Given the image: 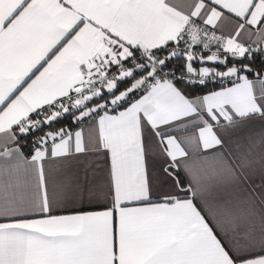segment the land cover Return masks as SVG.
<instances>
[{
  "label": "snow or ice",
  "instance_id": "obj_1",
  "mask_svg": "<svg viewBox=\"0 0 264 264\" xmlns=\"http://www.w3.org/2000/svg\"><path fill=\"white\" fill-rule=\"evenodd\" d=\"M0 264H264V0H0Z\"/></svg>",
  "mask_w": 264,
  "mask_h": 264
},
{
  "label": "crops",
  "instance_id": "obj_2",
  "mask_svg": "<svg viewBox=\"0 0 264 264\" xmlns=\"http://www.w3.org/2000/svg\"><path fill=\"white\" fill-rule=\"evenodd\" d=\"M184 2H188V0H184ZM233 30H234V26H233V24L231 22H224V24H223V31H224L225 34H229ZM241 39L243 40L244 43H249V41L247 40V38L245 36H243V34H242ZM201 94H203V93H201ZM194 131H195V129H191L186 134L191 135V134L194 133ZM102 178H103V173L98 170L97 179H102Z\"/></svg>",
  "mask_w": 264,
  "mask_h": 264
},
{
  "label": "trees",
  "instance_id": "obj_3",
  "mask_svg": "<svg viewBox=\"0 0 264 264\" xmlns=\"http://www.w3.org/2000/svg\"><path fill=\"white\" fill-rule=\"evenodd\" d=\"M260 61H261V58H260V57H257V62H256L255 64L252 65L253 68H259V67H260ZM247 62H248V61H245V63H247ZM249 76H250V78L252 77L251 74H249ZM212 87H213L212 85H209V87H208V88H205V89H199V88H197V89H195V90L193 91L192 94H201V93L207 92V91H209ZM69 122H70V120H69V121H64V123H69ZM22 143H23V142H22ZM28 143L30 144V141H29ZM24 152H25V155L28 156V155L31 153V147H26V148L24 149Z\"/></svg>",
  "mask_w": 264,
  "mask_h": 264
}]
</instances>
